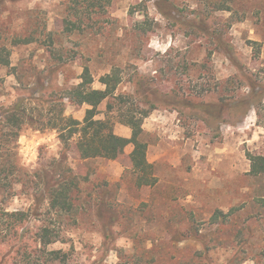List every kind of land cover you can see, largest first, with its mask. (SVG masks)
I'll use <instances>...</instances> for the list:
<instances>
[{
    "label": "rangeland",
    "instance_id": "374dc122",
    "mask_svg": "<svg viewBox=\"0 0 264 264\" xmlns=\"http://www.w3.org/2000/svg\"><path fill=\"white\" fill-rule=\"evenodd\" d=\"M162 1H104L69 32L73 0H0V46L12 64L0 66V114L26 99L29 115L19 140L8 128L0 133V212L29 217L10 242L14 232L0 215V261L8 254L7 264H264V179L250 175L248 157L264 155V94L219 119L195 109L251 99L249 78L264 92V0H169L174 19L160 13ZM224 4L231 11L218 10ZM29 36L34 43L14 45ZM221 37L242 69L219 48ZM85 67L96 89L119 68L117 94L127 107L156 104L143 126L155 187L138 185L133 145L115 161L83 160L77 138L65 144L44 129L60 108L84 120L89 107L71 104L66 90ZM116 114L115 133L131 138ZM69 171L77 177L73 209L50 211L48 191ZM45 227L55 240L47 247L36 236ZM52 251L64 258L51 259Z\"/></svg>",
    "mask_w": 264,
    "mask_h": 264
},
{
    "label": "trees",
    "instance_id": "16d2710c",
    "mask_svg": "<svg viewBox=\"0 0 264 264\" xmlns=\"http://www.w3.org/2000/svg\"><path fill=\"white\" fill-rule=\"evenodd\" d=\"M106 1L107 6L111 4V0H84L81 3L80 0H73L74 5L71 11L75 17V21L68 19L67 29L69 32L75 30H81L84 23L83 13L84 10L92 12L93 9L98 7L104 8L103 2ZM162 4H159L158 9L160 13L169 19H174L171 13L174 11V7L169 0H163ZM165 2V3H164ZM78 6H82L81 9ZM218 10L231 11L228 6L220 5ZM92 15V14H91ZM89 14V19L91 18ZM194 25V22H190ZM45 30V27H44ZM34 40L32 38H17L14 41V45L19 44H32ZM219 48L227 53L231 61L239 69H242L240 62L234 57V49L229 46L223 38L218 39ZM253 45L260 51L262 44L253 42ZM11 51L5 47L0 46V66L10 68L11 67ZM249 85L251 93L249 97L251 99H241L235 103V105L225 102V100H219L218 102L204 103L203 106L195 105V109L206 114L211 115L214 119H219L225 111H238L240 112L252 101H256L257 97L264 94L258 92L261 89V85L257 80L249 78ZM95 78L89 67H85L81 76V82L66 90V98L70 103L78 106H88L86 116L83 121L76 120L72 117L65 115V109L60 110L50 118L46 128L56 130L60 133V138L63 143L68 144L72 139L77 138V149L83 160L94 159H107L111 161L117 160L125 153V149L133 145L134 149L130 154L131 163L135 173L137 174V183L141 187H155L158 184V178L155 174L154 165L148 161V143L144 141V123L145 120L156 109V104L150 99H146V106L144 108H129L127 107L126 96L117 94L118 88L122 83L121 70L117 67H112L110 73L105 74L99 79L103 89L94 88ZM113 100V102H111ZM107 102V111L102 113L100 107ZM27 100H21L14 108L8 111H1L0 114V133H3L5 128L12 131V136L20 139L24 126L29 121L28 110L26 106ZM53 104V102H52ZM60 104L53 106L52 112L56 111V107ZM262 105V102L259 103ZM126 106L127 108H123ZM230 106V108H229ZM55 107V109H54ZM61 107V106H60ZM117 113L118 122L132 130L131 138H125L115 133L116 122L110 115ZM104 114V118H99ZM251 162L250 175L254 177H261L264 179V155H252L248 154ZM12 168V166H11ZM5 170H3L4 172ZM13 173V172H12ZM70 176L64 181L60 182L56 187L50 188L48 191L50 211H56L58 213H70L73 209V203L71 200V192L76 187L77 177L73 176L71 172H68ZM1 181V180H0ZM260 207L264 209V196L259 200ZM231 213V212H230ZM221 215L222 212H217V215ZM2 217L8 219L7 228L11 232H14L13 239L10 238V242L16 241L18 232L24 228L29 220V217L24 212H0ZM17 233V234H16ZM52 233L50 228L45 227L36 234L37 240L47 247L55 243L52 239ZM20 252V246L15 250V255ZM51 259L60 260L64 258L62 251L49 252ZM14 256L5 254L0 264H7L8 260L13 259Z\"/></svg>",
    "mask_w": 264,
    "mask_h": 264
}]
</instances>
